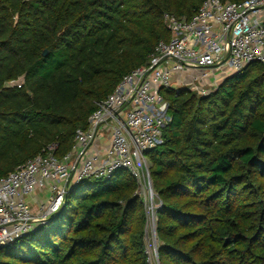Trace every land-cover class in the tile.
<instances>
[{
	"label": "trees",
	"instance_id": "obj_1",
	"mask_svg": "<svg viewBox=\"0 0 264 264\" xmlns=\"http://www.w3.org/2000/svg\"><path fill=\"white\" fill-rule=\"evenodd\" d=\"M202 2L0 0V177L50 143L68 153L96 103L170 39L164 15L189 19ZM164 98L171 121L146 154L162 201L160 263L264 264L263 65L207 96ZM136 189L125 170L74 186L62 212L0 250V264H146Z\"/></svg>",
	"mask_w": 264,
	"mask_h": 264
},
{
	"label": "built area",
	"instance_id": "obj_2",
	"mask_svg": "<svg viewBox=\"0 0 264 264\" xmlns=\"http://www.w3.org/2000/svg\"><path fill=\"white\" fill-rule=\"evenodd\" d=\"M164 22L170 39L159 41L147 64L130 71L96 103L68 153L58 158L57 143H50L0 177V250L48 223L70 189L84 181L110 179L125 170L137 184L136 195L149 192L146 154L162 143L163 128L171 121L164 93L176 96L183 89L173 87L175 73L198 71L185 89L207 96L217 85L210 90L198 83L209 69L237 73L250 62L264 67V0H203L189 19L166 13ZM21 79L9 85L20 87ZM39 192L46 198L36 200ZM146 264H160L155 245L146 250Z\"/></svg>",
	"mask_w": 264,
	"mask_h": 264
},
{
	"label": "rangeland",
	"instance_id": "obj_3",
	"mask_svg": "<svg viewBox=\"0 0 264 264\" xmlns=\"http://www.w3.org/2000/svg\"><path fill=\"white\" fill-rule=\"evenodd\" d=\"M148 158V157H147ZM149 160V158H148ZM150 162V160H149ZM151 170V163H149V171ZM150 180H151V186L152 188L149 189V192L147 194H140L138 195L143 204V210L145 213L146 217V222H145V235H144V240H145V248H144V254L146 258V250L148 252L150 246H156L158 247V238L156 235V222H157V217L156 211H158L161 206H162V201L159 197V195L155 192L153 188V183L151 179V173H150ZM154 218V220H153ZM160 263V260H159ZM161 264V263H160Z\"/></svg>",
	"mask_w": 264,
	"mask_h": 264
},
{
	"label": "crops",
	"instance_id": "obj_4",
	"mask_svg": "<svg viewBox=\"0 0 264 264\" xmlns=\"http://www.w3.org/2000/svg\"><path fill=\"white\" fill-rule=\"evenodd\" d=\"M199 72L196 70H187L177 72L172 76V85L174 88H185L188 84L191 83L192 78L194 75L198 74ZM231 68L228 67H221L218 70H211L209 69V74L207 77L201 79L198 83L199 86L205 87L207 89H213L212 85L215 83L217 87L223 83V81L235 74ZM192 92V91H191ZM196 93V92H195ZM36 200L41 201L46 198V194L44 192H39L35 196ZM34 202V201H33Z\"/></svg>",
	"mask_w": 264,
	"mask_h": 264
},
{
	"label": "water",
	"instance_id": "obj_5",
	"mask_svg": "<svg viewBox=\"0 0 264 264\" xmlns=\"http://www.w3.org/2000/svg\"><path fill=\"white\" fill-rule=\"evenodd\" d=\"M45 54H46V50L43 52V55H45ZM228 55H229V50L226 52L224 59H226L228 57ZM64 209H65V204H62L59 212H62Z\"/></svg>",
	"mask_w": 264,
	"mask_h": 264
}]
</instances>
